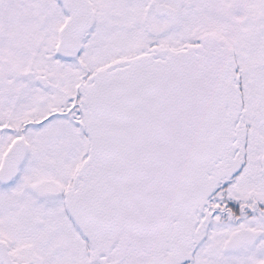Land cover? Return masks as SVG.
Returning a JSON list of instances; mask_svg holds the SVG:
<instances>
[{
	"label": "snow or ice",
	"instance_id": "obj_1",
	"mask_svg": "<svg viewBox=\"0 0 264 264\" xmlns=\"http://www.w3.org/2000/svg\"><path fill=\"white\" fill-rule=\"evenodd\" d=\"M0 264H264V0H0Z\"/></svg>",
	"mask_w": 264,
	"mask_h": 264
}]
</instances>
